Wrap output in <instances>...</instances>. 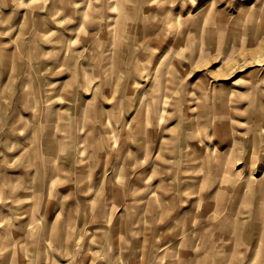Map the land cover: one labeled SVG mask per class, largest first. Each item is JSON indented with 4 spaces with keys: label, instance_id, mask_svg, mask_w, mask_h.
Listing matches in <instances>:
<instances>
[{
    "label": "rangeland",
    "instance_id": "1",
    "mask_svg": "<svg viewBox=\"0 0 264 264\" xmlns=\"http://www.w3.org/2000/svg\"><path fill=\"white\" fill-rule=\"evenodd\" d=\"M0 264H264V0H0Z\"/></svg>",
    "mask_w": 264,
    "mask_h": 264
},
{
    "label": "bare ground",
    "instance_id": "2",
    "mask_svg": "<svg viewBox=\"0 0 264 264\" xmlns=\"http://www.w3.org/2000/svg\"><path fill=\"white\" fill-rule=\"evenodd\" d=\"M182 233V232H181ZM184 239V238H183ZM198 239V238H197ZM196 245H197V243H196ZM203 245V244H202ZM216 245H217V243H216ZM205 249V248H204ZM205 251V250H204ZM178 252V251H177ZM215 256V255H214ZM180 258V257H179ZM209 258H211L210 256H209ZM195 259V258H194ZM212 260V259H211ZM181 261H182V259H181ZM180 262V261H179ZM212 262V261H211ZM209 263V262H208Z\"/></svg>",
    "mask_w": 264,
    "mask_h": 264
}]
</instances>
